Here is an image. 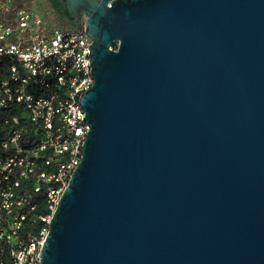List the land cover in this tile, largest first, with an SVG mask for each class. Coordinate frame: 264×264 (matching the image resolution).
I'll return each instance as SVG.
<instances>
[{
  "label": "water",
  "instance_id": "water-1",
  "mask_svg": "<svg viewBox=\"0 0 264 264\" xmlns=\"http://www.w3.org/2000/svg\"><path fill=\"white\" fill-rule=\"evenodd\" d=\"M48 2L94 81L43 264H264V0Z\"/></svg>",
  "mask_w": 264,
  "mask_h": 264
},
{
  "label": "built area",
  "instance_id": "built-area-1",
  "mask_svg": "<svg viewBox=\"0 0 264 264\" xmlns=\"http://www.w3.org/2000/svg\"><path fill=\"white\" fill-rule=\"evenodd\" d=\"M90 43L84 28L51 26L34 6L0 0V120L9 125L0 141V264H43L48 222L89 128L78 98L94 81ZM41 191L45 215L36 212Z\"/></svg>",
  "mask_w": 264,
  "mask_h": 264
},
{
  "label": "trees",
  "instance_id": "trees-1",
  "mask_svg": "<svg viewBox=\"0 0 264 264\" xmlns=\"http://www.w3.org/2000/svg\"><path fill=\"white\" fill-rule=\"evenodd\" d=\"M33 1L34 0H14V4L16 7H31L33 4ZM20 112H21V107L19 106L17 108L16 113L20 114ZM1 116H2L1 117V119H2L4 116H10V115L8 112H4L1 114ZM8 130H9V125L3 124L0 120V141L6 135ZM28 139L31 140L32 136L28 137ZM28 139H23V142L27 143ZM36 199H37V204H38L36 212L38 214H41V215L47 214L48 211H47V207H46V197H45L44 191H41L40 193H38L36 196ZM41 224H42V222L39 220V221L35 222L33 226H31V227L29 226L28 230L35 232L39 229Z\"/></svg>",
  "mask_w": 264,
  "mask_h": 264
},
{
  "label": "flooded vegetation",
  "instance_id": "flooded-vegetation-1",
  "mask_svg": "<svg viewBox=\"0 0 264 264\" xmlns=\"http://www.w3.org/2000/svg\"><path fill=\"white\" fill-rule=\"evenodd\" d=\"M44 18L51 26L62 27L63 25V23L60 22L59 19L57 18L50 4H49L48 13L44 12Z\"/></svg>",
  "mask_w": 264,
  "mask_h": 264
},
{
  "label": "rangeland",
  "instance_id": "rangeland-1",
  "mask_svg": "<svg viewBox=\"0 0 264 264\" xmlns=\"http://www.w3.org/2000/svg\"><path fill=\"white\" fill-rule=\"evenodd\" d=\"M32 6L37 8L39 12L44 15V12L48 13L49 3L48 0H34Z\"/></svg>",
  "mask_w": 264,
  "mask_h": 264
}]
</instances>
